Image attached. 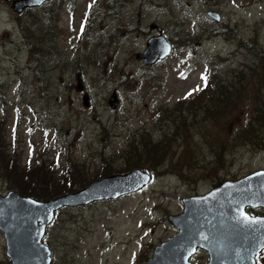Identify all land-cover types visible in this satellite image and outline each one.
Returning <instances> with one entry per match:
<instances>
[{"label":"rangeland","instance_id":"rangeland-1","mask_svg":"<svg viewBox=\"0 0 264 264\" xmlns=\"http://www.w3.org/2000/svg\"><path fill=\"white\" fill-rule=\"evenodd\" d=\"M153 23L172 51L146 65L136 54L158 34ZM218 87L235 105L214 107ZM260 115L264 0H49L21 13L0 0V144L20 174L17 187L0 163V194L47 200L70 178L90 183L135 161L151 175L116 199L57 209L42 237L50 264H146L177 232L168 216L183 211L182 198L264 168ZM207 259L203 249L189 257ZM0 264H11L1 230Z\"/></svg>","mask_w":264,"mask_h":264},{"label":"water","instance_id":"water-1","mask_svg":"<svg viewBox=\"0 0 264 264\" xmlns=\"http://www.w3.org/2000/svg\"><path fill=\"white\" fill-rule=\"evenodd\" d=\"M47 1L11 0V8L21 13ZM207 15L220 19L216 12L208 11ZM150 28L158 34L148 38L145 50L136 54L146 65L164 59L172 51V44L161 33L160 26L153 23ZM79 74L76 70L78 90L82 89ZM82 99L87 105L86 94ZM117 103L118 97L113 91L108 104L114 108ZM150 177L147 171L135 168L123 174L104 176L82 189L47 200L15 190L0 194V230L11 264H50V249L42 242V237L60 207L116 199L142 188ZM182 203L181 213L168 216L178 231L153 248V255L146 264H256L254 258L264 248V215H250L246 207L264 208V168L235 180H225L205 194L184 197ZM241 213L248 221L242 219ZM196 249L207 252L206 262L189 261Z\"/></svg>","mask_w":264,"mask_h":264},{"label":"trees","instance_id":"trees-1","mask_svg":"<svg viewBox=\"0 0 264 264\" xmlns=\"http://www.w3.org/2000/svg\"><path fill=\"white\" fill-rule=\"evenodd\" d=\"M50 29H52V26L51 25H50ZM52 35H53V31L50 30V38H51ZM214 92H215V96H216V99H214V101H215L214 107L215 108L216 107H219V106H225L228 102L230 103V105H235V103L237 102V101H235V99H232L233 95H232L231 90L230 91L228 90V87H226V88L218 87L217 89H214ZM217 109L218 110H221L222 108H217ZM260 116H264V115H260ZM260 120L264 122V117H260ZM152 149H154V150L149 149L148 144H145L144 145V149L142 150V153H145L146 157L149 160L155 161V160L158 159V157H159L160 154L158 152V148L152 147ZM133 153H135V152H133ZM0 163L2 164V166H4L5 171L8 173V175H9V178L8 179H10L11 173H14V178H12V179L15 180V183H16L17 187H20L19 184H18V182H17L19 180V175L20 174H19V172H15L14 158H11V159H7L6 158V155L4 153V148H3V146L1 144H0ZM134 163H135V166H129L128 169L129 168H134V167L141 168V166H139V164L137 163V161H135ZM152 167L155 169L158 166H152ZM107 170H108V172H105V175H111V174L115 173V172L110 171V169H107ZM81 173H83V170L82 169H76L75 170V176H77V177L78 176H83V175H81ZM44 175H46L44 177L46 179H48L49 182H50V175H48L46 173ZM29 179L31 181V179H32L31 176L29 177ZM66 179L68 180V178H66ZM49 182L47 180H44L41 183L43 185H49L50 186V183ZM68 182H69V185L66 188V190L68 189V191L65 190L64 193L76 191V188L77 187H80L81 188V187H84V186H86L88 184V182H85L83 184L76 183L75 180L72 179V178H70V180H68ZM75 185H77V186H75ZM74 187H76V188H74ZM29 195H31L32 197L37 198V199L38 198H41V197H38L36 195H32L31 193H29Z\"/></svg>","mask_w":264,"mask_h":264},{"label":"flooded vegetation","instance_id":"flooded-vegetation-1","mask_svg":"<svg viewBox=\"0 0 264 264\" xmlns=\"http://www.w3.org/2000/svg\"><path fill=\"white\" fill-rule=\"evenodd\" d=\"M264 250L260 253V255L256 258V264H264V259H262Z\"/></svg>","mask_w":264,"mask_h":264},{"label":"snow or ice","instance_id":"snow-or-ice-1","mask_svg":"<svg viewBox=\"0 0 264 264\" xmlns=\"http://www.w3.org/2000/svg\"><path fill=\"white\" fill-rule=\"evenodd\" d=\"M241 217L243 220L248 221V218L243 213H241ZM249 222H251V221H249ZM205 239H206V237H205ZM193 250H195V249H193Z\"/></svg>","mask_w":264,"mask_h":264}]
</instances>
